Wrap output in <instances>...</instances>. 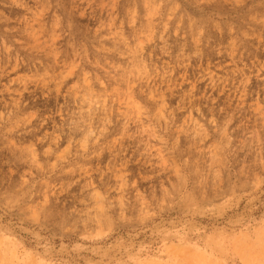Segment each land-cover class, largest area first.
Returning a JSON list of instances; mask_svg holds the SVG:
<instances>
[{
	"label": "rangeland",
	"instance_id": "obj_1",
	"mask_svg": "<svg viewBox=\"0 0 264 264\" xmlns=\"http://www.w3.org/2000/svg\"><path fill=\"white\" fill-rule=\"evenodd\" d=\"M0 264H264V0H0Z\"/></svg>",
	"mask_w": 264,
	"mask_h": 264
}]
</instances>
